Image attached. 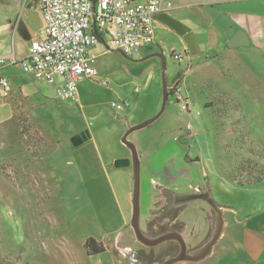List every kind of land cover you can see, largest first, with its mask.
Instances as JSON below:
<instances>
[{
    "label": "rangeland",
    "instance_id": "obj_1",
    "mask_svg": "<svg viewBox=\"0 0 264 264\" xmlns=\"http://www.w3.org/2000/svg\"><path fill=\"white\" fill-rule=\"evenodd\" d=\"M163 37L155 30L151 45L124 56L105 35V44L92 48L96 77L76 84V102L19 64L10 69L9 96L0 92V264H130L127 254L141 246L129 225L133 168L114 167L123 157L108 160L117 149L131 158L121 139L160 112L164 80L170 95L163 114L128 140L140 161L179 156L189 177L178 182L206 188L221 210L224 238L200 264H264V177L244 184L264 173V48L223 42L190 59L177 40ZM125 100L129 107L111 109ZM81 132L88 138L74 146ZM144 173L141 228L151 216L142 213L146 195L158 194ZM198 206L184 217L190 228L210 222V235L214 213L205 219ZM88 238L106 252L87 255Z\"/></svg>",
    "mask_w": 264,
    "mask_h": 264
},
{
    "label": "built area",
    "instance_id": "obj_2",
    "mask_svg": "<svg viewBox=\"0 0 264 264\" xmlns=\"http://www.w3.org/2000/svg\"><path fill=\"white\" fill-rule=\"evenodd\" d=\"M37 7L43 19L41 37L31 45L20 65L37 82L56 87L59 98L75 102L79 97L76 84L96 77L93 46L105 44L104 36L108 35L113 50L132 56L139 48L153 43L155 16L172 8L165 0H37ZM173 58L181 60L177 54ZM7 61L16 62L0 58V68ZM0 92L4 97L10 93L3 77ZM174 96L180 98L179 89H174ZM129 105L125 100L112 104L111 109L122 111ZM181 109L187 112L188 105H181ZM189 130L190 124L185 127V131Z\"/></svg>",
    "mask_w": 264,
    "mask_h": 264
},
{
    "label": "crops",
    "instance_id": "obj_3",
    "mask_svg": "<svg viewBox=\"0 0 264 264\" xmlns=\"http://www.w3.org/2000/svg\"><path fill=\"white\" fill-rule=\"evenodd\" d=\"M165 1L171 3L172 8L155 16V30H160L163 33V39L172 37L177 40L176 42L182 46V50L190 59L195 56L193 52L196 49L198 51L196 53H199L200 49H207V47L211 49L219 43H228L238 31H242L249 41L248 46L240 47L264 48V0ZM42 28L43 19L37 7V0H0V58L16 61L13 64L7 61L4 67L0 68V77L7 78L8 76L11 79L10 69L14 65H20V61L26 58L31 45L41 37ZM159 48L161 49L160 46ZM203 55H206L204 58L207 60V53ZM60 83L61 80L58 79L57 86ZM12 91L14 90L12 89ZM19 92H21V88H19ZM132 142L135 144L134 141ZM165 145L168 146V144ZM117 154L121 156H117ZM113 155L111 160H108L109 163L119 157L128 159L125 149H117L113 151ZM178 157L172 153L165 158L158 159L156 163L151 158L141 160V170L145 172L146 179L152 180L151 193L158 184L175 190L184 189V187H179L183 184L178 182L179 175L189 176L182 170L183 164L181 166V160H177ZM187 181L185 180L184 183ZM131 195L132 190L130 197ZM146 196L148 197L146 208L142 213L149 212L156 195L153 193L152 196L150 194ZM205 208L207 210V207ZM189 210L190 207L180 213L179 218L187 225V230L184 233L185 238L194 245L208 234L211 224L208 222V225L206 223L201 229L190 228L188 217H184V213H188ZM204 218L208 219L207 211ZM223 235L222 232L221 237ZM214 250L215 247L212 254Z\"/></svg>",
    "mask_w": 264,
    "mask_h": 264
},
{
    "label": "water",
    "instance_id": "obj_4",
    "mask_svg": "<svg viewBox=\"0 0 264 264\" xmlns=\"http://www.w3.org/2000/svg\"><path fill=\"white\" fill-rule=\"evenodd\" d=\"M249 41L247 36L242 32L238 31L236 34L228 41L227 46L229 48H235L240 46H248ZM163 103L160 112L153 118L142 122L138 125L129 127L124 136L121 139V142L129 149L131 158L129 159H119L114 161L113 165L115 168H124L132 165L133 175H132V195H131V217H130V228L133 231L135 240L142 246L152 248L156 247L160 244L173 241L179 244L180 251L179 254L173 258L166 259L164 262L160 264H177L180 262H202L206 258H208L212 252L217 242L219 241L223 228H224V219L223 214L216 203L210 198L209 193L199 192L192 193L187 195H181L185 197V203H191L194 201H202L204 202L210 210L214 213V223L212 231L209 235L208 240L198 249L193 250L187 253V245L181 234L178 232H171L164 235H161L156 238L147 237L140 224V171H141V161L139 158L138 151L136 149L135 144L128 140V136L133 132L146 128L153 122H155L159 117L163 114L165 105L167 103L168 94H167V86L164 80V90H163ZM88 138L87 132H81L77 136L72 139L73 145L77 146L82 142L86 141ZM158 264V263H153Z\"/></svg>",
    "mask_w": 264,
    "mask_h": 264
},
{
    "label": "flooded vegetation",
    "instance_id": "obj_5",
    "mask_svg": "<svg viewBox=\"0 0 264 264\" xmlns=\"http://www.w3.org/2000/svg\"><path fill=\"white\" fill-rule=\"evenodd\" d=\"M181 182L179 187H184L185 190L177 192L175 189L168 188L163 184L156 185L158 189V194L153 201L151 208L148 213H151V216L145 221L142 228L144 234L149 238H156L161 235L178 232L181 234L187 245V253L200 248L209 238V235H205L202 240L192 245L185 238L184 233L187 230L186 223L179 218L180 213H183L190 206L197 204H204L207 207V210L203 206H198L199 210L202 213H210L209 207L202 201H194L191 203H185L184 196L192 193L205 192L206 188L200 186H195L190 184L188 181ZM178 189V188H176ZM180 247L179 244L173 241H169L163 244H160L156 247L148 248L140 246L138 249L130 250L127 254V259L130 261V264H153V263H162L166 259L173 258L179 254ZM207 259V258H206ZM205 259V260H206ZM204 260V261H205ZM203 262V261H202ZM202 262H180L177 264H200Z\"/></svg>",
    "mask_w": 264,
    "mask_h": 264
},
{
    "label": "trees",
    "instance_id": "obj_6",
    "mask_svg": "<svg viewBox=\"0 0 264 264\" xmlns=\"http://www.w3.org/2000/svg\"><path fill=\"white\" fill-rule=\"evenodd\" d=\"M166 86H167V84H166ZM167 94H168V96L170 95V93L168 91H167ZM263 177H264V173H262L261 175H258L257 177H255L254 180H248V181L244 182V184L245 185L254 184L256 182H259ZM232 181L235 182L239 186H242V184H243L240 181H235L234 178L232 179ZM84 248H85V251H86L87 255L102 254V253L106 252L105 247H103V245L101 243H98L93 238H88L86 240V242L84 244Z\"/></svg>",
    "mask_w": 264,
    "mask_h": 264
}]
</instances>
